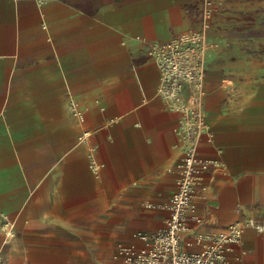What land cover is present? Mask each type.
Here are the masks:
<instances>
[{"label": "crops", "instance_id": "crops-1", "mask_svg": "<svg viewBox=\"0 0 264 264\" xmlns=\"http://www.w3.org/2000/svg\"><path fill=\"white\" fill-rule=\"evenodd\" d=\"M219 1L209 127L197 145L210 167L194 178L201 222H189L182 245L197 251L252 222L230 256L264 264V0ZM203 9L204 0H0V250L10 264L112 263L119 246H142L137 232L165 227L179 114L158 93L148 43L200 31Z\"/></svg>", "mask_w": 264, "mask_h": 264}, {"label": "built area", "instance_id": "built-area-1", "mask_svg": "<svg viewBox=\"0 0 264 264\" xmlns=\"http://www.w3.org/2000/svg\"><path fill=\"white\" fill-rule=\"evenodd\" d=\"M220 3L219 0H204L203 27L200 31L183 33L165 43H148V52L160 70L158 93L169 110L179 114L175 131L181 157L177 163L176 190L162 203L167 212L165 227L137 232L135 236L143 243L142 246L121 245L114 261L105 264H242L239 255L236 258L230 255L241 243L245 227L252 222L231 225L207 239L197 251H189L182 245V232L190 229L189 222H201L194 178L210 167L209 161L199 158L197 145L202 133L209 127L204 102L207 93L206 61L210 51L219 44L209 39L208 31ZM43 27L47 28L45 24ZM138 38L146 41L143 37ZM69 107L72 115L83 124L84 110L75 100L70 101ZM89 136V130L85 129L79 140L88 147L90 168L99 176L103 164L97 159V148ZM5 225L13 227L9 222ZM7 235L13 237L11 231ZM0 264H10L1 250Z\"/></svg>", "mask_w": 264, "mask_h": 264}]
</instances>
